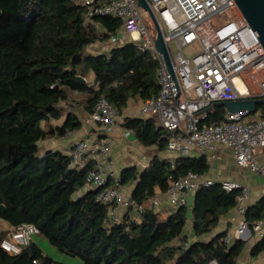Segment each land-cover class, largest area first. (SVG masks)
I'll list each match as a JSON object with an SVG mask.
<instances>
[{"label": "trees", "instance_id": "1", "mask_svg": "<svg viewBox=\"0 0 264 264\" xmlns=\"http://www.w3.org/2000/svg\"><path fill=\"white\" fill-rule=\"evenodd\" d=\"M0 10V220L7 224L0 228V264H67L35 240L18 253L6 250L3 239L11 227L22 223L35 224L39 234L81 264H237L245 240L225 242V232L210 240L201 236L212 232L220 217L236 206L240 189L228 191L216 182L197 192L192 209L197 240L185 233L188 207L164 215L151 206V198L167 190L170 178L190 170L207 172L205 156L179 155L170 160L156 155L143 170L125 167L119 183L134 184L131 197L143 205L142 218L135 219L128 210L116 220L110 213L115 204L97 197L103 187L80 192L93 163L78 169L68 153L42 150L39 145L43 139L67 136L82 127L73 111L62 124L54 123L66 113L62 103L71 90L89 89V113L101 95L119 114L132 98L157 95L158 58L132 40L105 52L88 51L91 44L117 36L121 21L96 16L88 22L80 0H0ZM90 72L95 73L96 88L86 82ZM225 114V105H216L207 121ZM122 124L143 145L167 148V131L156 118L125 116ZM246 216L250 222L264 216V197L247 209ZM263 250L264 236L252 253Z\"/></svg>", "mask_w": 264, "mask_h": 264}, {"label": "built area", "instance_id": "2", "mask_svg": "<svg viewBox=\"0 0 264 264\" xmlns=\"http://www.w3.org/2000/svg\"><path fill=\"white\" fill-rule=\"evenodd\" d=\"M149 2L167 42L174 74L164 54L156 48V36L152 35L145 21V16L150 14L138 4V0H81L88 22L96 16L117 18L132 41L158 58L160 90L157 95L144 100L141 113L159 119L167 131L170 150L188 154L191 148H196L211 160L221 146H230L237 165L264 176V149L259 155L256 153V147H264V105L252 119H247L251 113L249 110H227L224 118L213 122L207 121L211 111H203L199 117L193 115L212 102L264 98V46L236 0ZM172 42L177 47L176 53L172 50ZM185 48H190V55ZM195 49L198 51L195 52ZM119 116L117 108L101 95L85 122L99 125L102 140L76 139L68 154L75 168L94 164L86 186L103 187L97 197L104 203L115 204L110 211L112 217L117 219L115 208H121L126 212L130 210L131 216L140 221L143 205L126 195L124 186L119 183L120 174L111 159L113 133ZM130 134L128 130L127 135ZM109 180L113 183L107 185ZM215 183L216 180L206 172L194 170L170 178L165 191L166 204L176 209L191 207L195 194ZM220 183L228 191L240 189L237 210L245 216L249 185L229 179ZM151 199L155 208L163 203L159 196ZM248 231H254L262 238L264 217L253 222L243 217L233 234L228 233L223 239L225 242L242 239ZM39 233L35 224L22 223L12 227L1 245L11 253H18Z\"/></svg>", "mask_w": 264, "mask_h": 264}, {"label": "crops", "instance_id": "3", "mask_svg": "<svg viewBox=\"0 0 264 264\" xmlns=\"http://www.w3.org/2000/svg\"><path fill=\"white\" fill-rule=\"evenodd\" d=\"M129 40H131V37L121 27V30L117 34V36L106 41H97L91 44L88 47V51L93 53L105 52L108 51L111 47L117 44H123ZM85 78H86V82L90 87H94V88L97 87L95 73L90 72L88 76ZM91 94L92 93L89 91V89L70 91L69 99L67 101H63L62 103L63 106H65L66 108V113L60 119L55 120L54 123L62 124L66 119L67 113L69 111H73L82 120L83 122L82 127L67 136H61V137L53 136L41 140L39 142V145L42 150L53 149V150L62 151L64 153H68L72 143L76 139L88 138L94 142H99L102 140L103 135L99 125L93 122L90 124H87L85 122L86 118L89 115V111L87 110V103H88L87 101L91 96ZM143 102L144 99H141L140 97L132 98L130 100L128 105L124 108L123 113L120 114L117 127L113 133V146H112L111 159L119 174H121L122 170L125 167L131 165H136L140 170H143L151 163V160L156 155H158L161 158L170 159V160H173L175 157L179 155H191V156L203 155L205 156L207 162L209 163V169L206 173L208 174V176L216 180V182H221L222 180L229 179V180H236L243 184L249 185L250 191L247 200L248 208L254 207L262 202L264 197V176L259 173L253 172L248 168H244L237 165L235 161L234 150L230 146H225V145L221 146L217 151L216 156H214L211 160H208L207 154L200 152L196 148H191L190 153L188 154H182L178 151L170 150L168 146L164 150H159L156 145H151V146L143 145L137 139V137L134 139L130 138L131 134L134 133L131 132L130 135H127V131L129 129L122 124L123 118L125 116H140L144 118L154 117L157 119L158 123L160 124L159 119L157 117L148 116L141 113V107L143 105ZM262 108L263 107L259 108L258 106L256 111L254 112L256 113L258 110ZM227 110L228 109L226 108V112ZM254 117L255 115L252 116V118ZM252 118L250 117V115L247 117V119H252ZM263 149L264 147L262 146L256 147V153L259 155L263 151ZM87 188L88 187L85 186L84 188L81 189L80 192L83 193L84 191L87 190ZM124 188L126 195L131 196L132 191L134 189V184L124 186ZM196 195L197 193L195 194V197ZM156 196H159L162 199L163 203L158 208H155L151 203L152 204L151 206L154 208L155 211L161 210L162 212H164L165 215L167 212L174 209L172 206L166 204L167 195L165 191L157 192ZM195 197L192 201L191 207H188L189 218L185 229V233L189 236L190 240H197L198 238H200L195 234L193 214H192ZM125 213L126 210L121 208H115L114 215L117 216L118 220L122 219ZM129 215L130 216L133 215L131 211ZM243 217L247 218L246 214L244 216L238 212L237 204H236V206L233 207L229 212L223 214L220 217L218 226L212 232L202 235L201 238L205 240H210L212 237H214L215 235L221 232H225L226 234L228 233L233 234L237 226V223ZM39 235L43 236L41 234ZM35 236L36 235L33 236V240L37 242V238ZM242 239L245 240L246 243L243 251L238 257L237 264H264V250L258 254L252 253L253 246L261 239V237L254 231H248L246 236L243 237ZM235 241L236 239H232L229 243H234ZM64 259L70 262V258H67L65 256Z\"/></svg>", "mask_w": 264, "mask_h": 264}, {"label": "water", "instance_id": "4", "mask_svg": "<svg viewBox=\"0 0 264 264\" xmlns=\"http://www.w3.org/2000/svg\"><path fill=\"white\" fill-rule=\"evenodd\" d=\"M241 12L248 20L249 24L253 27L256 33L259 36V39L264 46V0H236ZM138 4L146 10L152 17L154 24L156 26L157 35L155 38V45L158 51L164 54L166 62L170 71L174 74L172 58L168 49L167 42L163 37L162 28L158 22L156 14L149 2V0H138ZM2 15V10H0V16ZM83 81L84 78L81 77ZM213 103L216 105L223 104L226 106L228 111L238 112L243 110H249L250 112L256 111L257 107L260 105H264V98H239V99H230L224 100L220 102H212V104L193 114L195 116H200L203 111H213ZM130 138H136L135 134H131ZM5 209V206H3ZM33 252L35 250V245L32 246Z\"/></svg>", "mask_w": 264, "mask_h": 264}, {"label": "rangeland", "instance_id": "5", "mask_svg": "<svg viewBox=\"0 0 264 264\" xmlns=\"http://www.w3.org/2000/svg\"><path fill=\"white\" fill-rule=\"evenodd\" d=\"M145 21L147 23V25L149 26V29L152 33L153 36H156V26L154 24V21L152 19V17L150 15H146L145 16ZM172 45V50L174 53H176L177 51V47L174 44V42L171 43ZM190 48H185V51L187 52V54L190 55L189 52ZM198 49H195V52H197ZM255 115V112H251L250 113V117L252 118V116ZM7 224H5L3 221L0 220V228H4ZM12 229V227H11ZM37 238V243L39 244V246L49 255L53 256L55 259L65 262L67 264H81V260L79 258L76 257H71L69 255H66L62 252H60L55 246H53L49 240L46 237L40 236L39 234H36L35 236ZM70 258V262L65 260L64 257Z\"/></svg>", "mask_w": 264, "mask_h": 264}]
</instances>
